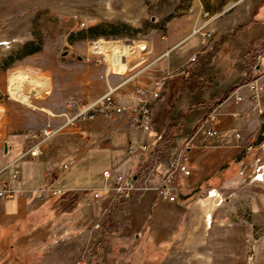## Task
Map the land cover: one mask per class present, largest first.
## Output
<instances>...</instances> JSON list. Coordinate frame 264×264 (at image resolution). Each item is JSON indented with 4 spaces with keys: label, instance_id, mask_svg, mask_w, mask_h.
I'll list each match as a JSON object with an SVG mask.
<instances>
[{
    "label": "crops",
    "instance_id": "0c3cea01",
    "mask_svg": "<svg viewBox=\"0 0 264 264\" xmlns=\"http://www.w3.org/2000/svg\"><path fill=\"white\" fill-rule=\"evenodd\" d=\"M193 1H195L193 5L201 3L200 0ZM260 2L261 0H245L239 9L213 23L215 34L212 35L210 45L200 60L192 65L191 77L188 79L174 77L176 79L168 82L163 96L154 103L152 130L147 137L150 144L158 146L157 155L146 156L139 152L132 158L128 153V144L135 142L141 135L138 128L133 129L128 125L129 110L116 115H97L95 119L81 122L80 127L87 130L89 135L85 138L79 135L85 140L84 146L71 160L72 167L59 176L57 185L79 193L80 190L91 188L92 179L88 176L92 175L93 181L101 182L100 186L92 188L102 187L105 182L103 171L106 168L115 170L118 166L117 161L121 158L119 163L127 165L128 168L136 169L140 166L141 171L135 173L138 174L136 180L139 188L130 201L121 200L110 209L108 208L114 192H110L111 196H103L104 200H100V205L106 207L105 222L107 216L109 220L106 225L104 222V229L101 232L94 228V222L102 219L104 212L98 217H95L97 214H91L86 219L88 225L85 227L81 225L83 217L77 215L66 220V223H71L66 227V232L59 231L57 234L48 230L46 236L55 237L49 264H76L78 259L90 264L91 254L96 251V243L104 232L109 236L108 251L115 253L108 255V264H123L122 252L127 250L137 251L136 256L142 259L141 264H149L148 253L152 249L158 250L155 264H189L197 262L198 259L200 260L198 262L203 260L206 264H212L214 259L210 254L212 251L210 245H213L214 237L206 239L201 235V231L211 228L210 207L215 200L214 194L221 195L225 186L231 182L234 184L242 182L248 185L249 189L246 194L250 196L249 201L238 206L241 212H247L245 207L250 209L249 216L247 218L240 216V222L250 226H264V198L261 200L263 204L257 199L258 195L264 194V150L261 148V155L260 149L247 151L248 140L261 134L263 122L259 115L250 111L252 101L248 98L249 91L246 86L241 89L246 96L244 103L238 105L232 97L227 98L232 88L256 77L264 70V60L255 65L256 56L259 53L264 55V16L259 10ZM166 22L163 35L147 41V49L143 51V56L145 59L149 58V65L133 81L124 85L122 92L125 95H131L136 84L152 87L157 77L165 74L168 69L176 70L181 67L196 51L202 49L200 37L193 33L197 26H202L198 13L191 17L184 15L172 18ZM111 67L114 71L125 69L120 66L113 67L112 64ZM100 69L101 77L99 75L97 80L84 75L81 81L88 83L81 87L70 86L72 81L56 86L60 88L52 87L53 91L50 87L51 90L44 99L34 102L35 107L30 105L33 110L41 111L38 119L46 124L51 120L60 122L62 119L59 115L52 119L54 109L49 107L58 100L65 102V110L69 99L87 101L102 96L108 88L107 84L112 83V75L106 77L105 71L102 70L104 68ZM258 83L262 85L261 100L264 104V76L260 77ZM44 91L45 88L40 95ZM214 101H221L222 108L219 134L211 137L197 127ZM125 102L128 105L133 103L130 99ZM234 111L240 112L241 117L235 118L232 115ZM18 129L21 131L16 134L15 131ZM27 130L39 129L30 127L28 120L20 116L16 117L14 123L0 129V140L7 159L0 171H5L6 175L0 182L6 180L13 183L15 187L12 186L17 189L14 197L0 198V235L7 224H3L4 220L14 222L11 223V227L14 226L12 231L19 235L22 230L26 238L31 232L37 231L31 228L34 222L25 215L27 195H37L39 190L49 183L51 176L57 175L61 168L52 154L56 151L57 140L60 137L43 146L42 157L13 162L14 154H18L22 144H25L20 134ZM237 133L242 134L244 139H237ZM73 134L68 133L71 137ZM187 140L192 147L190 151L192 174L182 178L183 190L185 189L181 193L182 197L190 196L193 189L201 183L211 184L207 188L210 196L207 199L192 201L189 207L185 199V203L167 202L159 199L157 195V186L168 171L170 155L180 149ZM259 144L260 139H257L254 145L258 147ZM150 163L154 166L152 171L148 170ZM260 167L262 180L255 177ZM17 168L21 173L18 179H14V171ZM92 168L97 170V175L91 172ZM85 182L88 184H82ZM242 190L238 189L237 192L241 194ZM96 201L91 194L83 193L79 199V202H86L90 207L91 204L95 205ZM44 223L50 226L54 222L48 220ZM219 223L223 222L219 220ZM249 236L256 240L255 242H259L260 238L264 239L263 236L254 237L253 234ZM130 244L135 248L130 249ZM206 244L209 246L204 250L202 257L200 248ZM234 258L236 260L234 264H243L242 251H236Z\"/></svg>",
    "mask_w": 264,
    "mask_h": 264
},
{
    "label": "rangeland",
    "instance_id": "374dc122",
    "mask_svg": "<svg viewBox=\"0 0 264 264\" xmlns=\"http://www.w3.org/2000/svg\"><path fill=\"white\" fill-rule=\"evenodd\" d=\"M243 1L245 0H200L201 3L197 2L193 5L195 3L193 0H0V129L9 123H14L16 117L20 116L22 119L28 120L30 127L40 130L48 123L46 124L43 120L38 119L37 116L41 114V111L33 110L31 106L35 107L34 102L44 99L48 95L49 92L47 91L50 87L55 88L60 83H66V81H72L70 86L81 87L88 83L81 81L84 75L89 76L92 80H97L99 75L101 77L100 68L103 67L102 70L105 71L108 63L103 59L102 63H97L99 57L89 54L88 50L92 41L105 39L106 41H118L128 44L134 40L138 47L135 48L132 55L127 56L128 61L133 65L138 58L143 59L144 54L139 47L147 44L149 39L159 38L160 35H163L162 31L165 28L166 21L184 15L191 17L198 13L202 26H197L193 33L200 37V46L202 45V49L196 51V53L201 52L204 54L210 43L207 47H204L202 32H209L212 37L215 34L212 27L213 23L219 22L239 9ZM259 4V10L264 16V0H261ZM112 25L115 26L112 27ZM96 26H99V29H92ZM106 55L108 54L106 53ZM128 61H111V64L113 67H126ZM148 65L149 58L147 57V59L137 61L129 69V73L132 74L138 70L142 73ZM19 71L35 76L36 82L19 84V88L29 94L28 101L23 100L10 89L11 81L15 75L14 72ZM124 77L125 75L112 74L111 81L112 83H118ZM174 77L181 78L182 76H173L169 81L176 79ZM33 88L36 90V94L30 93ZM44 88L45 91L40 95ZM182 103L185 104V102ZM49 107L54 109L53 119L59 117L64 111L65 102L58 100ZM57 122L51 120L49 123L57 124ZM20 131L18 129L15 132L17 134ZM79 135L81 134H73V137H71L67 133L57 136L60 138L57 140L56 151L52 154L57 163H60V166L67 163L68 166L72 167L71 160L83 148L84 138L87 137L81 135V137H84L81 138ZM6 136L8 138V135ZM57 137L50 141L57 139ZM263 137L264 124L261 134L255 138L260 139L261 142ZM7 138L5 141L8 140ZM9 138L11 137L9 136ZM252 139L254 138L252 137ZM27 142L30 143L31 140ZM250 143H248L247 151L261 150L260 144L257 147L254 142L253 147L250 148ZM24 147L25 144H22L19 153L14 154V157H17ZM260 152L259 155L262 154V150ZM27 159L30 158L26 157L22 161ZM6 160L3 144L0 140V171L5 166ZM120 160L121 158L117 161L118 166L115 170L121 172L129 169L127 165L120 164ZM130 170L132 173H137L141 169L140 166H137L136 169L130 168ZM91 172L97 175L95 168H92ZM5 175V171L0 172V180ZM88 177L92 179L90 187L100 186L101 182L93 181L92 175ZM18 178L16 177V179ZM11 185L14 186L13 183ZM210 185V183H201L193 189L190 196L182 197L181 195L178 202L185 203V199L187 200L186 205L189 207L194 200L207 199L210 196V192L207 191ZM1 187L2 182H0ZM238 189H243L241 194L237 192ZM184 190L181 185V193ZM248 190V185L246 186L242 182L239 184L231 182L225 186L223 192L220 193L221 195L214 194L215 200L210 207L211 228L207 231H201V235L206 239L214 237L212 240L213 245H210L212 249L210 254L214 259L212 264H234L236 262L234 258L236 251L243 252V264H264V239L260 238L259 242H255L256 240L251 239L249 236V234H253L254 237H257V235L264 237V226H250L240 222V216L244 218L249 216L250 209L245 207L247 212H241L238 207L249 201L250 196L246 195ZM81 192V190L79 193L74 190L53 197L45 194L43 199L39 198L38 195L28 194L25 215L34 222L31 228L37 231L31 232L28 238L22 230L17 235L12 231L14 226L11 227V223L14 222L9 221V223L8 220L7 222L4 220L3 224L7 223L8 226L6 224L3 233L0 235V264H49L55 237L49 238L46 236L48 230L50 232L55 231L57 234H59V231L66 232V227L71 225V223H66V220L77 215L83 217L84 221L81 225L85 227L88 225L86 219L91 214H97L95 217H98L105 211L106 207L100 205V200H104V197L96 199V204H91L90 207L86 202H79ZM263 198L264 194L257 196L258 201L262 204L263 201L261 200ZM116 203L119 204L120 202ZM116 203H113L108 209ZM104 213V217L100 219L101 222H105L107 212ZM48 220L54 223L48 226L44 223ZM219 220L223 223L220 224ZM98 229L101 232L104 228ZM108 238L106 232L99 237L96 243V251L91 254L90 264H108V255L115 254L108 251ZM208 246V244L201 246V256ZM129 248L134 249L135 247L130 244ZM157 251L152 249L148 253V255L150 254L148 257L150 259L149 264L156 263ZM122 253L121 260H123V264H141L142 259H138V256H136L137 251L127 250ZM198 260L189 264H206L203 260L201 262H198Z\"/></svg>",
    "mask_w": 264,
    "mask_h": 264
},
{
    "label": "built area",
    "instance_id": "2783aa9c",
    "mask_svg": "<svg viewBox=\"0 0 264 264\" xmlns=\"http://www.w3.org/2000/svg\"><path fill=\"white\" fill-rule=\"evenodd\" d=\"M203 39L202 43L204 47H207L212 39L211 33L202 32ZM101 40L92 41L89 47V54L96 55L99 57L97 63H102L104 60L108 63L107 69L105 70L106 77L112 74H121L125 75L124 79L118 81V83H108L107 90L103 93L102 96L95 98L93 100H78L76 98L69 99L67 101L66 109L61 113V121L54 123H48L46 126L42 127L40 130H27L20 134L25 141V147L22 149L21 153L13 159V162H18L24 160L26 157H29L32 160L38 159L42 156L43 146L53 138H56L60 134L67 133H79L83 136H88V131L82 129L81 122L88 119H95L97 115H116L120 112H125L129 110L130 118L128 120V125L130 128H138L140 130V137L135 141L128 144L127 149L128 153L132 158L141 152L146 156L157 155L159 148L156 144H150L148 142V135L152 130L153 125V106L166 91L168 87V81L173 76H182L185 79L191 77L193 70L191 69L192 65L197 63L200 60L202 53L197 52L193 55L185 64L176 70L168 69L164 75L157 77L153 81L152 87H147L142 84H136L131 95H125L122 92L124 85L130 83L136 78L140 71H134V73H129V69L137 62L145 59L138 58L133 65L128 61L127 56H120L119 60L122 62L128 61V67L125 71H114L111 67L110 57L106 55L105 52H99V43ZM130 45L129 54L135 52V48L138 45L131 41L128 43ZM140 51L143 52L147 49V44L141 45ZM204 52V51H203ZM102 57V58H101ZM103 59V60H102ZM118 60V58L116 59ZM255 65H259L264 59L263 54L259 53L256 56ZM264 76V70L260 72L256 77L251 78L247 81H244L234 88H232L227 94V98L232 97L237 104L245 102L246 96L242 92L244 86L247 87L249 91L248 98L251 99V111L258 114L264 124V104L261 100V90L262 85L258 83L260 77ZM131 100L133 103L128 105L127 100ZM221 101H214L210 104L208 112L204 117L199 121L197 129L205 131L209 136L213 137L214 135L219 134V123L221 120ZM54 115V114H52ZM232 115L235 118L240 117L238 111H234ZM238 139H244V136L240 133H237ZM31 140V142H27ZM257 139L250 138L248 141L250 143L249 147H253L252 144ZM248 142V143H249ZM261 148L264 150V137L260 142ZM192 147L190 141L187 140L184 142L183 146L180 147L177 151L172 153L168 159V171L161 178L160 184L157 186V195L159 199L164 201L178 202L181 198V185L182 178L184 176L188 177L192 174V168L190 163V151ZM149 167V165H148ZM70 169L67 163H63L57 175H52L49 183L43 187L37 193L39 198H42L43 195L48 194L49 196H58L63 193H67L70 190L57 185V181L62 173H65ZM144 169V168H143ZM154 166L150 163L148 170H153ZM146 170V171H148ZM141 171V170H140ZM139 171V172H140ZM261 167L258 169V174L255 176L257 179L262 180L261 176ZM21 173L20 169H16L14 172V177H19ZM138 174L132 173L130 168L117 172L114 169L106 168L103 171L104 185L98 188L83 189L82 193L84 195H92L95 199H100L104 195L111 196L110 192L113 191L111 205L116 202L130 201L133 198V194L139 188L138 180H136ZM17 194V189H15L11 183L4 180L2 181V187L0 188V198L1 199H10ZM114 205L113 207H115ZM112 207V208H113ZM104 222L100 220L94 224V228L103 229ZM76 264H85V260L78 259Z\"/></svg>",
    "mask_w": 264,
    "mask_h": 264
},
{
    "label": "bare ground",
    "instance_id": "6f19581e",
    "mask_svg": "<svg viewBox=\"0 0 264 264\" xmlns=\"http://www.w3.org/2000/svg\"><path fill=\"white\" fill-rule=\"evenodd\" d=\"M99 52H105L110 56V60H112L113 62H118L119 57L120 56H128L129 55V49H130V45L128 44H123L122 42H112V41H106L105 39H102L99 43ZM118 58V60H116ZM128 67V63L125 67V69L123 71H125ZM119 70V69H118ZM122 71V70H121ZM14 78L11 81V87L10 89H12V92L18 96H20L23 100L28 101L29 100V94L25 91H23V89L19 88V84L20 83H24V82H29V83H34L36 82L35 80V76L28 74L26 72H14ZM50 91V89H49ZM47 91V92H49ZM31 94H36V90L33 88L30 91ZM19 97V98H20Z\"/></svg>",
    "mask_w": 264,
    "mask_h": 264
},
{
    "label": "trees",
    "instance_id": "16d2710c",
    "mask_svg": "<svg viewBox=\"0 0 264 264\" xmlns=\"http://www.w3.org/2000/svg\"><path fill=\"white\" fill-rule=\"evenodd\" d=\"M115 25H112V27H114ZM92 29H99V26H96V27H93ZM108 220H109V217L107 216L106 218V222H105V225L108 223Z\"/></svg>",
    "mask_w": 264,
    "mask_h": 264
}]
</instances>
